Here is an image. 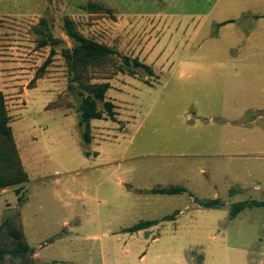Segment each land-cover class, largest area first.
<instances>
[{"label": "rangeland", "instance_id": "1", "mask_svg": "<svg viewBox=\"0 0 264 264\" xmlns=\"http://www.w3.org/2000/svg\"><path fill=\"white\" fill-rule=\"evenodd\" d=\"M64 16L153 70L110 82L116 121H93L88 146L75 96L47 110L68 94L60 54L28 89L51 52L32 27L46 17L71 46ZM0 90L30 177L20 195L0 190V223L20 213L44 264H264V208L229 214L264 202V0H0ZM168 185L187 192L129 190ZM214 199L226 206L195 202ZM142 220L159 224L123 233Z\"/></svg>", "mask_w": 264, "mask_h": 264}, {"label": "trees", "instance_id": "2", "mask_svg": "<svg viewBox=\"0 0 264 264\" xmlns=\"http://www.w3.org/2000/svg\"><path fill=\"white\" fill-rule=\"evenodd\" d=\"M86 10L91 15L112 14L111 9L92 1H89ZM60 28L71 42V46L54 32V25L46 17H42L32 27L36 35L37 48L41 50L50 48L51 52L44 64L37 70L28 89L37 88L38 81L45 78L48 68L52 65L54 56L60 54L68 74V94L59 96L49 103L47 110L73 109L75 104L70 98L75 96L79 101L78 125L82 129L83 143L88 146L93 142V121L106 119L116 121V106L107 98V93L111 89L110 82L119 74L136 75L138 68L144 69L150 76L153 75V70L137 58L120 56L111 46L84 36L70 16L62 18ZM11 123L12 118L6 96L0 90V190L16 188L17 195H20L30 177L24 166ZM85 154L90 156L87 151ZM129 190L134 194L145 195H181L187 192L183 186L173 185L157 186L150 190ZM19 202H23V197H19ZM195 202L204 209H222L226 206V203L220 199L195 200ZM257 208H264V202L245 201L233 204L230 207V220H235L247 210ZM179 214L180 212H175L171 216H166L164 220H175ZM158 224V220H142L124 229L123 233H148ZM156 239L157 237L154 238ZM198 262L203 264L204 255L198 257ZM0 264H44L29 244L20 213L9 216L0 223Z\"/></svg>", "mask_w": 264, "mask_h": 264}]
</instances>
